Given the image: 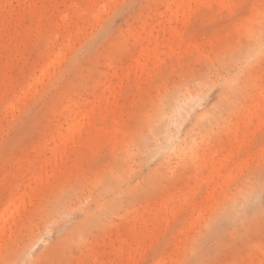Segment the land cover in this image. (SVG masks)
<instances>
[{"label": "rangeland", "instance_id": "obj_1", "mask_svg": "<svg viewBox=\"0 0 264 264\" xmlns=\"http://www.w3.org/2000/svg\"><path fill=\"white\" fill-rule=\"evenodd\" d=\"M0 264H264V0H0Z\"/></svg>", "mask_w": 264, "mask_h": 264}, {"label": "bare ground", "instance_id": "obj_2", "mask_svg": "<svg viewBox=\"0 0 264 264\" xmlns=\"http://www.w3.org/2000/svg\"><path fill=\"white\" fill-rule=\"evenodd\" d=\"M72 124V123H71ZM71 124L69 126H71Z\"/></svg>", "mask_w": 264, "mask_h": 264}]
</instances>
